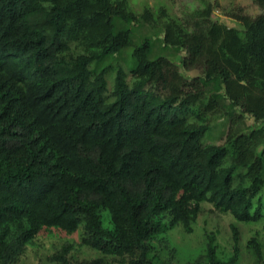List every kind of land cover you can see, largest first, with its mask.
Segmentation results:
<instances>
[{"label":"trees","instance_id":"16d2710c","mask_svg":"<svg viewBox=\"0 0 264 264\" xmlns=\"http://www.w3.org/2000/svg\"><path fill=\"white\" fill-rule=\"evenodd\" d=\"M200 2L180 18L128 0H0V264L45 228L80 230L99 252L72 263L65 242L55 264H157L162 235L191 232L203 202L240 222L264 217V125L240 126L264 122V0L256 16L231 13L239 28ZM218 115L224 141L203 144ZM231 231L228 259L210 237L185 264H235ZM248 244L264 264L261 243Z\"/></svg>","mask_w":264,"mask_h":264},{"label":"rangeland","instance_id":"374dc122","mask_svg":"<svg viewBox=\"0 0 264 264\" xmlns=\"http://www.w3.org/2000/svg\"><path fill=\"white\" fill-rule=\"evenodd\" d=\"M130 7L135 12L142 11L145 5L156 9L163 5L167 12L171 15H176L180 18H186L190 11L202 7L200 0H128ZM212 3L213 9L211 17L213 20H218L229 27L239 28V23L231 15L237 11L238 7L243 9V12L256 16L262 12L261 6L256 0H208ZM140 34L149 33L150 30L146 26L138 28ZM124 58L125 53L121 54ZM172 60L180 62L178 56H173ZM122 65L124 62L120 60ZM115 68V67H114ZM114 70L107 76L108 91L111 90L113 84ZM185 77L189 78L200 73L197 68H191L182 71ZM130 80V76H128ZM154 91H161L160 86H153ZM212 117V116H211ZM213 129L206 133L202 139L203 144H220L225 139V133L229 122L222 115L214 117L211 121ZM264 125V122H256L250 116H245L241 127L247 128L258 127ZM262 198L264 213V187L259 194ZM258 201V196L253 199L254 205ZM102 213H106L102 211ZM104 225H107L104 220ZM231 225L239 229V255L235 264H259L253 248L248 244V240L255 237L262 246L264 256V217L258 221L240 222L229 212L220 211L214 208L210 203L203 202L201 211L192 226L191 232H186L182 226L175 225L171 230L166 231L162 236L168 238V246L162 252L158 253L160 259L157 264H167L168 249L173 248L175 255L172 257V264H185L192 262L196 257L205 254L206 246L209 238L212 237V244L215 245L217 257L221 260H226L232 254V231ZM80 230L72 234H67L57 228H45L29 242L13 264H55L50 259L51 255L57 252L65 242H69L72 248L69 251V258L72 263H78L80 260L91 259L99 256V252L93 248L83 245L80 241ZM164 241L159 238L153 239V244L159 249Z\"/></svg>","mask_w":264,"mask_h":264}]
</instances>
